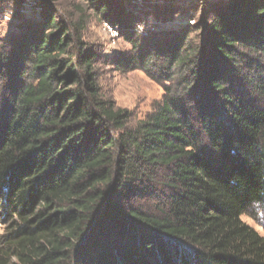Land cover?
Returning a JSON list of instances; mask_svg holds the SVG:
<instances>
[{
  "label": "trees",
  "instance_id": "obj_1",
  "mask_svg": "<svg viewBox=\"0 0 264 264\" xmlns=\"http://www.w3.org/2000/svg\"><path fill=\"white\" fill-rule=\"evenodd\" d=\"M79 1L131 46L115 68L163 97L138 121L115 107L84 17L42 4V30L3 43L0 264H264L241 219L264 220V0L198 5L163 36L120 0Z\"/></svg>",
  "mask_w": 264,
  "mask_h": 264
},
{
  "label": "rangeland",
  "instance_id": "obj_2",
  "mask_svg": "<svg viewBox=\"0 0 264 264\" xmlns=\"http://www.w3.org/2000/svg\"><path fill=\"white\" fill-rule=\"evenodd\" d=\"M3 1V0H2ZM5 5L0 3V48L3 43H10L21 35V29L27 30L29 26L42 30V4L55 12L54 17L66 20L68 15L75 18H85V29L83 42L94 44L102 49V64L99 69L108 71L103 79L102 86L105 94L113 101L117 109L126 111L131 115L132 121L144 119L146 115L153 112L156 105L163 97V88L150 80L140 70L123 71L115 68L121 59L131 55V46L118 31L114 43L110 39L111 32L105 27V23L93 14L92 9L79 0H23L19 5L11 0H4ZM119 1V0H118ZM122 1V6L137 17V21L144 24L139 26L145 29L148 36L164 35L166 33L176 34L181 28L197 26L200 20L201 7L206 4H226L230 0H144V1ZM168 2V3H166ZM15 3V4H14ZM203 3V4H202ZM153 7V8H152ZM154 11L160 12L161 19L171 17L172 12L177 16L166 21L153 20ZM41 24H35L39 23ZM37 25V26H35ZM25 27V28H24ZM154 28V31H151ZM137 30L141 32L138 28ZM200 29L190 33V37H200ZM110 39V40H109ZM2 50V49H0ZM242 221L264 236V220L258 216V221L246 216ZM6 222L0 217V236L5 232Z\"/></svg>",
  "mask_w": 264,
  "mask_h": 264
},
{
  "label": "built area",
  "instance_id": "obj_3",
  "mask_svg": "<svg viewBox=\"0 0 264 264\" xmlns=\"http://www.w3.org/2000/svg\"><path fill=\"white\" fill-rule=\"evenodd\" d=\"M105 27L111 32V34H110V35H111V36H110V39H111L112 43H114V38H115V36L117 35V34H116L117 30L114 29V28H112L111 26H109V25L106 24V23H105ZM137 28L141 31V33L144 32V29H143L142 27L138 26ZM151 31H154V28H151ZM145 34H147V32H145ZM110 39H109V40H110Z\"/></svg>",
  "mask_w": 264,
  "mask_h": 264
}]
</instances>
